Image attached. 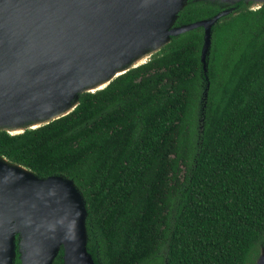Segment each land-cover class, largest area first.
<instances>
[{
	"label": "trees",
	"instance_id": "1",
	"mask_svg": "<svg viewBox=\"0 0 264 264\" xmlns=\"http://www.w3.org/2000/svg\"><path fill=\"white\" fill-rule=\"evenodd\" d=\"M226 7L204 99L198 25L67 113L0 129V154L82 191L100 264H254L264 248V2L187 0L174 24Z\"/></svg>",
	"mask_w": 264,
	"mask_h": 264
},
{
	"label": "water",
	"instance_id": "2",
	"mask_svg": "<svg viewBox=\"0 0 264 264\" xmlns=\"http://www.w3.org/2000/svg\"><path fill=\"white\" fill-rule=\"evenodd\" d=\"M187 0H0V129L15 133L70 111L84 90L202 26L206 80L211 16L174 24ZM225 5L240 1L208 0ZM82 191L63 173L38 175L0 154V264H100L87 246ZM254 264H264L261 248Z\"/></svg>",
	"mask_w": 264,
	"mask_h": 264
},
{
	"label": "flooded vegetation",
	"instance_id": "3",
	"mask_svg": "<svg viewBox=\"0 0 264 264\" xmlns=\"http://www.w3.org/2000/svg\"><path fill=\"white\" fill-rule=\"evenodd\" d=\"M151 56V52H149L148 54H146L145 56H143L141 59H139L135 64H132V65H137V64H141V63H144V62H146L148 59H149V57ZM132 65H130V66H132ZM128 68V67H127ZM108 82V81H107ZM106 82V83H107ZM105 83V84H106ZM104 84V85H105ZM103 85V86H104Z\"/></svg>",
	"mask_w": 264,
	"mask_h": 264
},
{
	"label": "rangeland",
	"instance_id": "4",
	"mask_svg": "<svg viewBox=\"0 0 264 264\" xmlns=\"http://www.w3.org/2000/svg\"><path fill=\"white\" fill-rule=\"evenodd\" d=\"M250 2H251V4H254V3H260V2H256V1H254V2L250 1Z\"/></svg>",
	"mask_w": 264,
	"mask_h": 264
}]
</instances>
